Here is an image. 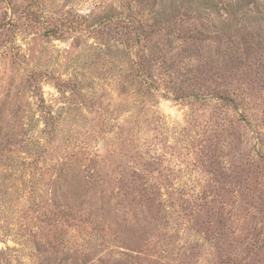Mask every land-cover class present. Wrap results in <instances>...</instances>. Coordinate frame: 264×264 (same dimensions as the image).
I'll return each instance as SVG.
<instances>
[{"label":"rangeland","instance_id":"1","mask_svg":"<svg viewBox=\"0 0 264 264\" xmlns=\"http://www.w3.org/2000/svg\"><path fill=\"white\" fill-rule=\"evenodd\" d=\"M237 1L0 0V264H264V0Z\"/></svg>","mask_w":264,"mask_h":264},{"label":"trees","instance_id":"2","mask_svg":"<svg viewBox=\"0 0 264 264\" xmlns=\"http://www.w3.org/2000/svg\"><path fill=\"white\" fill-rule=\"evenodd\" d=\"M173 3L171 2L170 3V6H171V9L174 11L176 10L174 6H176V0H172ZM237 5L240 4V1L238 0L237 2ZM168 7L166 5L163 4V2H161V10L158 11V15H160L161 17H167L168 16ZM209 21V26L211 28H219V31H222L224 30L225 28V25L221 19H218V20H212V19H207ZM227 23V22H226Z\"/></svg>","mask_w":264,"mask_h":264}]
</instances>
